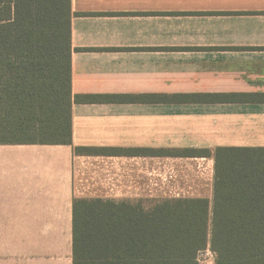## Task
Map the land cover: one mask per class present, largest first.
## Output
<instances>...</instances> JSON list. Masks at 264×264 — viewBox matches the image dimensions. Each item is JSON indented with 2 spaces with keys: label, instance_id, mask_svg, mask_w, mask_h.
Returning <instances> with one entry per match:
<instances>
[{
  "label": "crops",
  "instance_id": "obj_1",
  "mask_svg": "<svg viewBox=\"0 0 264 264\" xmlns=\"http://www.w3.org/2000/svg\"><path fill=\"white\" fill-rule=\"evenodd\" d=\"M72 12V144H0V264H73L75 200L213 205L215 152L264 149V0H72Z\"/></svg>",
  "mask_w": 264,
  "mask_h": 264
},
{
  "label": "trees",
  "instance_id": "obj_2",
  "mask_svg": "<svg viewBox=\"0 0 264 264\" xmlns=\"http://www.w3.org/2000/svg\"><path fill=\"white\" fill-rule=\"evenodd\" d=\"M72 18V0H0V144H72ZM145 204L75 200L73 264H200L208 248L214 264H264V149L215 152L213 205L207 199Z\"/></svg>",
  "mask_w": 264,
  "mask_h": 264
},
{
  "label": "rangeland",
  "instance_id": "obj_3",
  "mask_svg": "<svg viewBox=\"0 0 264 264\" xmlns=\"http://www.w3.org/2000/svg\"><path fill=\"white\" fill-rule=\"evenodd\" d=\"M145 205L146 207L152 206V204H148V203H146ZM209 250L211 251V249L208 248L206 251L200 253L199 255L200 264H214L215 263V254L212 251L209 252Z\"/></svg>",
  "mask_w": 264,
  "mask_h": 264
},
{
  "label": "built area",
  "instance_id": "obj_4",
  "mask_svg": "<svg viewBox=\"0 0 264 264\" xmlns=\"http://www.w3.org/2000/svg\"><path fill=\"white\" fill-rule=\"evenodd\" d=\"M209 252H211V251L209 250Z\"/></svg>",
  "mask_w": 264,
  "mask_h": 264
}]
</instances>
